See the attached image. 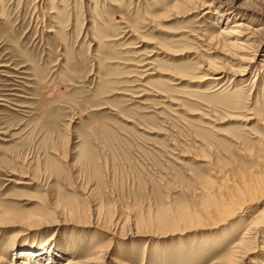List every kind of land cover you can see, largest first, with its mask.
<instances>
[{
	"label": "rangeland",
	"instance_id": "rangeland-1",
	"mask_svg": "<svg viewBox=\"0 0 264 264\" xmlns=\"http://www.w3.org/2000/svg\"><path fill=\"white\" fill-rule=\"evenodd\" d=\"M263 61L264 0H0V264L223 263L264 213Z\"/></svg>",
	"mask_w": 264,
	"mask_h": 264
},
{
	"label": "bare ground",
	"instance_id": "bare-ground-1",
	"mask_svg": "<svg viewBox=\"0 0 264 264\" xmlns=\"http://www.w3.org/2000/svg\"><path fill=\"white\" fill-rule=\"evenodd\" d=\"M233 13H234V10L232 9V7L227 8L226 5H224V6L218 5L215 8V14H217V16H219V18L230 17ZM249 29H251V28H249ZM245 30L246 29H245L244 25L241 22H239V23H235L229 29H226V30L224 29V31H222V33L225 36L232 38V41L228 42L229 45L234 46L235 48L238 47L240 49V48H243L251 38L250 33H249L250 30L249 31H247V30L245 31ZM223 43H225V42H223ZM228 43H226V44H228ZM243 60H244L245 65L242 67V69L235 71L234 74H241L240 70H244V68L246 69L250 65L249 63L252 62L253 57H251L249 59L246 58ZM211 66H212V64H211ZM261 66L264 68V63H262ZM218 74H219V71L216 70L215 67H213L209 70L208 78L218 79L220 77V76H218ZM261 227H264V213H261L258 217H256L251 222H249L245 228H243V231L241 232V236L238 239V242H236V244L234 243L235 245H234L233 249L229 252V254L226 257L223 258L224 260H223V263H221V264H231L234 262V258H236V257L240 258V259L248 258V256H250L251 254L256 252V249H257L256 237H257L259 229ZM27 250H29V249H25L24 253ZM30 251L33 253L32 256H43L44 254H46V255L51 254V248L46 247V246H44L43 248L34 249V250H30ZM92 261H93L92 259H89V260H85L84 263L85 264L86 263L91 264ZM84 263H82V262L78 263L77 261L73 262L71 260H67L63 264H84ZM42 264H47V262H44Z\"/></svg>",
	"mask_w": 264,
	"mask_h": 264
}]
</instances>
